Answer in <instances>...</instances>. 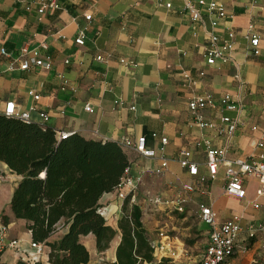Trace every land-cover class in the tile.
<instances>
[{"label":"crops","instance_id":"1","mask_svg":"<svg viewBox=\"0 0 264 264\" xmlns=\"http://www.w3.org/2000/svg\"><path fill=\"white\" fill-rule=\"evenodd\" d=\"M51 1H56L59 7L38 11L42 3ZM217 1L232 17L220 20L216 30L225 38L227 30L234 29L236 43L229 61L209 65L204 51L214 16L204 11L203 21L195 22L183 10L186 2L196 0H0V113L7 102L14 101L20 110H31L33 122L56 131L115 142L145 137L147 145L157 149L158 154L145 158L129 149V177L142 178L136 198L143 192L138 204L145 213L144 223L150 233L158 223L157 214L166 211L153 203L148 205L146 200L158 194L152 193V187L160 183L151 169L166 158L169 163L162 178L166 194L158 195L172 197L185 182L196 183V191L189 194L188 203L196 204L198 210L201 203L211 206L220 222L240 216L235 253L227 264H264V194L257 195L259 181L247 178L246 197L238 198L225 192L224 168H220L215 180L201 185L178 161L180 150L189 148L200 172L207 174L205 148L195 145L200 139L227 147L229 158H250L264 153V148H256L264 130V0ZM251 24L262 36L259 56L250 54L249 42L244 37ZM81 31L85 34L83 45L75 42ZM42 43L48 48H42ZM24 45L40 48L43 56L51 58L52 68L8 69ZM3 48L7 55L1 52ZM97 55L104 59H97ZM121 59L134 61L136 65L122 63ZM183 71H188L197 84L188 86ZM201 71H205L203 77ZM203 92L211 93L217 100L230 93L243 104L239 111L225 112L239 121L231 138L216 128H200L195 123L188 101ZM87 104L93 112L86 110ZM40 111L49 114L45 123L39 117ZM204 115L221 125L222 112L217 109H206ZM163 136L168 143L161 149ZM0 167L3 180L8 182L0 185V218L3 214L9 217L10 238L20 240V253L8 249L1 260L15 264L22 259L21 253L34 249L30 246L27 221L16 218L11 210L13 192L22 176L12 173L3 162ZM123 203L115 191L100 199L108 224L116 229L123 215ZM66 231V228L58 230L53 240ZM207 236L205 247L209 241L208 226ZM82 241L90 251L87 264L116 260L120 237L104 252L98 250L92 234L83 236ZM155 241L163 245L161 248L158 244L156 254L158 250L172 248L168 235ZM48 252L46 246L43 264H51L47 261ZM162 256L156 255L158 260Z\"/></svg>","mask_w":264,"mask_h":264},{"label":"trees","instance_id":"2","mask_svg":"<svg viewBox=\"0 0 264 264\" xmlns=\"http://www.w3.org/2000/svg\"><path fill=\"white\" fill-rule=\"evenodd\" d=\"M0 162L22 176L11 199V210L27 221L31 239L49 247L51 264H87L90 251L82 241L93 235L104 252L120 233L116 260L100 264H169L158 260L144 212L125 199L118 228L101 213L100 199L113 192L131 166L129 149L115 141L88 139L80 134L60 138L58 132L35 122L0 113ZM181 216L184 213H179ZM2 219L9 224V217ZM67 231L57 240L51 237ZM0 264L3 262L0 257ZM15 264H43L19 260Z\"/></svg>","mask_w":264,"mask_h":264},{"label":"built area","instance_id":"3","mask_svg":"<svg viewBox=\"0 0 264 264\" xmlns=\"http://www.w3.org/2000/svg\"><path fill=\"white\" fill-rule=\"evenodd\" d=\"M167 5L171 6L170 3ZM48 7L58 8L59 4L56 1L44 2L41 7H39L38 11L43 13ZM183 10L188 12L191 19L195 22L203 21L204 11L214 16L210 20L212 31L209 35V43L205 48L204 56L209 65H214L218 61H229L232 58V52L235 48L236 32L234 29L229 28L226 37L223 38L216 30L220 20L232 17V15L226 10L225 6L217 0H196V3L186 2L183 6ZM244 37L249 42L248 49L250 54L254 56L261 55L262 51L260 42L262 36L255 31L253 24L249 26ZM75 42L79 45L85 43V34L83 31H81L76 37ZM41 47L48 48V45L42 43ZM1 52L7 55V51L4 48L1 49ZM97 59L102 60L104 58L102 55H97ZM121 62L128 65H136L135 62L131 60L127 61L126 59H121ZM52 65L51 58L49 56H43L40 48L30 49L24 45L20 48L18 55L16 56V61L11 62L8 69H15L17 66L21 70H28L31 67H39L49 70L52 68ZM182 75L186 79L188 86H194L197 84L196 79L191 77L188 71H183ZM204 75L205 71H201L200 76L203 77ZM30 93L33 94L36 99L39 98V95L34 94L33 91ZM116 103L123 104L122 101H116ZM242 106L243 104L240 101L235 100L230 93L224 94L219 100H217L211 93L203 92L193 95L188 101V108L194 117L195 123L200 128H216L220 133H226L229 138L235 134L239 121L237 118L225 114V112L239 111L243 108ZM32 109H34V107ZM131 109H135V106H132ZM206 109H217L222 112V116L220 117L221 125H217L216 122L205 117L204 111ZM86 110L90 112L94 111L90 104L86 105ZM2 114L8 117L18 118L25 122H32L31 110H20L14 101L6 103ZM39 117L42 122L45 123L49 119V114L45 111H40ZM57 132L60 138H67V136L72 134L64 131ZM158 136L157 133H153L154 138H158ZM160 142L162 144L161 149H163L168 143V138L163 136L160 138ZM118 143L145 158H153L158 154L157 149L151 148L147 145L145 137L137 139L127 137ZM195 145L198 148H205L207 174H202L200 172V165L194 161V152L189 148L180 150L178 161L181 167L187 169V172L191 177L197 179L199 184L206 185L210 180H215L222 167L225 169V179L227 182L225 192L228 195L245 198L246 188L244 183L246 179L250 177H254L259 181L257 195L261 196L264 194V153H259L250 158H229L228 148L225 146H215L211 140H196ZM256 148H264V130L256 143ZM168 163V159L161 158L159 164L153 167L151 172L155 175L162 174L167 169ZM129 172L130 167L127 169L126 176L123 178L120 185L115 189V194L123 202L131 194V202L135 203L136 193L142 182V178L138 177L133 179L132 177H129ZM2 180L3 170L0 167V184ZM195 191L196 183L185 182L182 190L172 197L155 195L152 196L151 201L156 206L170 212L183 213L186 211L189 194L194 193ZM255 206L258 207L259 205L256 203ZM100 211L105 215V210L103 208H101ZM199 219L209 228V241L200 255V264H227V261L235 253L236 241L241 230L239 224L240 216L234 215L224 222H220L216 211L213 210L211 206L201 203L199 205ZM160 236L164 237L165 235L161 232ZM159 243L160 242L153 241L155 250L158 249ZM19 244L20 240L10 238L9 224L0 218V257H2L8 249H15L19 252ZM30 246L34 251L31 253H21L20 256L22 259L31 262L42 261L46 254V245L31 240ZM160 246L162 248V243H160Z\"/></svg>","mask_w":264,"mask_h":264},{"label":"rangeland","instance_id":"4","mask_svg":"<svg viewBox=\"0 0 264 264\" xmlns=\"http://www.w3.org/2000/svg\"><path fill=\"white\" fill-rule=\"evenodd\" d=\"M164 172L160 175L154 174L155 180H157L160 183L152 187V190H154V192L152 191V193L166 194L165 189L162 186L163 185L162 178ZM2 183L4 184L6 183L7 185L8 182L7 180L6 181L2 180L1 184ZM143 196H144L143 192L139 193V198L137 195L135 203L138 204V199L141 200ZM151 198L152 197L149 196L146 197L148 205L149 203H152ZM183 213L184 215L181 216L179 213L170 212L166 210V211H162V213L159 212L157 214L156 217L158 223L155 226L153 232L151 233V237L153 241L160 240L162 237L160 236V233L163 232L164 235H168L169 238L172 239V248L168 250H163L162 252L158 250L157 254L155 251V256L161 255L162 253L164 256H162L161 258L170 259L169 264H200L199 263L200 255L203 249L205 248V244L208 239L207 226L200 221L199 210L196 204L188 203V205H186V211ZM144 217H145V213H144ZM160 228L163 229L160 230ZM119 237H121L120 233H118V235L115 237L112 244H114ZM53 238L51 237L52 240ZM85 241L87 242L88 240L85 239ZM178 253H180V256Z\"/></svg>","mask_w":264,"mask_h":264}]
</instances>
